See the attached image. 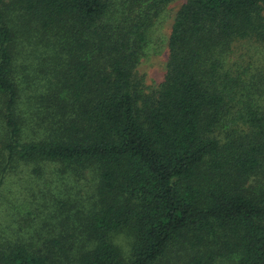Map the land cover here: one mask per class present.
I'll return each instance as SVG.
<instances>
[{
	"label": "trees",
	"instance_id": "trees-1",
	"mask_svg": "<svg viewBox=\"0 0 264 264\" xmlns=\"http://www.w3.org/2000/svg\"><path fill=\"white\" fill-rule=\"evenodd\" d=\"M5 1L0 187L17 162L61 163L93 170V204L79 232L0 245V264H264V0H185L154 87L138 67L177 0Z\"/></svg>",
	"mask_w": 264,
	"mask_h": 264
},
{
	"label": "rangeland",
	"instance_id": "rangeland-1",
	"mask_svg": "<svg viewBox=\"0 0 264 264\" xmlns=\"http://www.w3.org/2000/svg\"><path fill=\"white\" fill-rule=\"evenodd\" d=\"M185 0H177L168 8L159 31L160 46L155 55L144 59L138 67V72L144 77L148 87H154L163 81L167 62V39L176 12ZM5 13L9 16L16 14L9 0L5 1ZM23 89L22 92H24ZM20 111L23 118L25 111ZM22 118V119H23ZM34 130L25 127L24 136L27 139L45 137L43 129L34 126ZM0 135V143H1ZM15 163L8 169L4 184L0 187V245L7 246L11 240H27L29 233H48L49 238H55L57 233L79 232L81 220L89 216L93 200L87 189V179L93 170L75 174L72 167L61 163H47L41 172L36 173L30 166ZM29 212L30 216L24 213ZM83 227V226H82ZM81 227V229H82ZM50 233V234H49ZM79 236V233H75ZM113 241L125 255L130 249V237L119 232L113 235ZM35 243V239H34ZM76 246L81 247L79 238ZM221 264V263H219ZM224 264V263H223Z\"/></svg>",
	"mask_w": 264,
	"mask_h": 264
}]
</instances>
